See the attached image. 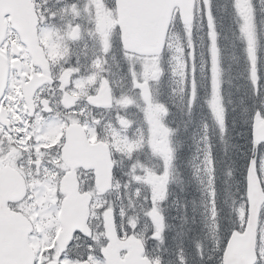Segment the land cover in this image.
<instances>
[{
  "label": "snow or ice",
  "instance_id": "6c2138e0",
  "mask_svg": "<svg viewBox=\"0 0 264 264\" xmlns=\"http://www.w3.org/2000/svg\"><path fill=\"white\" fill-rule=\"evenodd\" d=\"M0 264H264V0H0Z\"/></svg>",
  "mask_w": 264,
  "mask_h": 264
}]
</instances>
